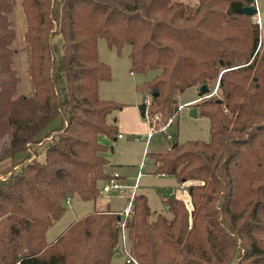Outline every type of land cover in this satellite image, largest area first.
<instances>
[{
	"label": "trees",
	"instance_id": "1",
	"mask_svg": "<svg viewBox=\"0 0 264 264\" xmlns=\"http://www.w3.org/2000/svg\"><path fill=\"white\" fill-rule=\"evenodd\" d=\"M21 5L25 93L13 65V0H0V133H10L0 161L13 159L0 178V264H114L117 211L94 210L46 239L68 199L96 200L109 178L99 135L118 134L107 118L125 104L100 97L112 69L99 58V38L118 53L130 45L131 72H155L139 89L164 121L177 115L186 89H210L197 103L210 140L179 143L174 134L167 152L151 154L157 173L197 182L192 208L169 197V214L150 220L147 196L136 194L126 224L130 261L122 264H264V53L255 55L262 31L244 11L255 0Z\"/></svg>",
	"mask_w": 264,
	"mask_h": 264
},
{
	"label": "rangeland",
	"instance_id": "2",
	"mask_svg": "<svg viewBox=\"0 0 264 264\" xmlns=\"http://www.w3.org/2000/svg\"><path fill=\"white\" fill-rule=\"evenodd\" d=\"M182 1L195 4L198 3L199 0ZM255 6L258 8V13L253 16V22L256 23L262 31L261 39L255 52V55L257 54L259 58L264 53V0H255ZM10 18L16 30L13 65L17 69L20 76L18 90L20 93H25L30 91V79L27 74V52L24 50L25 17L21 0H13V9L10 13ZM98 51L99 58L101 60H103L101 57L108 59L110 62L107 61L106 63L109 64L112 69L111 80L101 82V96H107L108 99H116L129 104L139 102L138 104L142 105L146 95L150 92L141 91L139 88L146 81L152 79L155 72H130V60L128 57L130 45H125L121 52L118 53L116 49H112L108 46L105 38H99ZM218 84L219 79L215 84V89L218 87ZM105 87L108 92L105 91ZM198 97L199 93L194 87L186 89L178 97L180 110L177 112V117H174L168 132L173 135L175 134V140L179 143H184L188 140H202L208 142L211 138L210 120L208 117L201 114L199 106L197 105L201 99L197 100ZM193 109H197L196 117L191 115V111ZM149 111L150 116L152 117H156V115H158L157 123L159 126H164L169 120H171L169 119L168 121H164L161 113L151 114V109H149ZM149 135L150 134H140L137 137L135 136L136 138L131 137V135H127L125 141H119L116 145L112 144L117 152L116 155L113 154V159H119L126 162L115 168L113 173L117 172L124 178L122 184L125 187H132L136 183L138 169L142 166L143 175L139 181V186L141 185V187L137 189V191L139 190V192H143L147 195L148 203L152 211L150 220H153L157 214L156 211L169 214V211L164 204L166 199L169 197L180 198L178 197L180 195L185 198L182 194H186L187 190L189 192V186L197 182L187 181L188 183H186L188 185L184 183V185H182L173 175L157 173V166L155 165V160L151 154L157 152H167L170 149L171 140L166 131H157L152 133L150 136ZM102 139H105L106 142L111 141V138L106 134L100 135V141H102ZM9 140L10 133H0V147ZM147 152L148 155H146ZM107 154H112L110 149ZM39 159L42 161L45 160L44 151H42ZM12 162V158H6L0 161V178H3L2 175L10 168ZM104 184L105 183H102L100 185L101 192L103 197L111 202V208H121V210H124L125 207L129 205V199L126 195H124V193L130 191V189L124 188L120 189L121 191L117 190L109 193H103ZM121 195L124 196L121 197ZM95 206L96 205L93 200H83L79 197L71 198L69 203H66L65 213L47 230V241L52 242L57 239L58 236L74 220L96 210ZM96 208L98 207L96 206ZM191 208L192 205L190 197L189 209ZM124 258L123 256H114L112 262L114 264H121L122 262L124 263Z\"/></svg>",
	"mask_w": 264,
	"mask_h": 264
},
{
	"label": "crops",
	"instance_id": "3",
	"mask_svg": "<svg viewBox=\"0 0 264 264\" xmlns=\"http://www.w3.org/2000/svg\"><path fill=\"white\" fill-rule=\"evenodd\" d=\"M128 57H129V55H128ZM101 58L103 59L102 61H104V62H107V61L110 62L106 58L105 59L103 57H101ZM129 60H130V57H129ZM130 67H131V60H130ZM99 87H100V90H99L100 97L102 99L103 98L104 99L105 98L108 99L107 96L106 97H102L101 96V90H102V84L101 83H100V86ZM194 88H196L197 91H198V93H199V88H197L195 86H194ZM105 91H107L106 87H105ZM106 95H108V94H106ZM201 97L202 96L199 93V97L197 98V100L201 99ZM110 100H113V99H110ZM116 101H118V100H116ZM119 102H122V101H119ZM122 103H124L125 106L122 109H120V110L113 111L108 116V118H107L108 119V122L115 123L116 124V126L118 127V134L114 138H111V141L110 142H106L105 139L104 140L102 139V141H100V142H102L103 144H105L108 147V150L110 149L111 152H112V154H107L108 153V150H107V152L105 153V156L108 159V164L106 165V168H105L106 169V173H107L108 176H110L113 173V170L115 168H117L118 166L126 163L123 160L113 159V156L116 155L117 152L115 150V147L112 144L116 145L119 141H125V138H126L127 135H131V137H135V136L137 137L140 134L147 135L149 133V130H150L149 123L142 116V109H141L140 105L138 104L139 102H136V103H133V104L132 103L129 104V103H126V102H122ZM179 110H180V108H178V111ZM176 117H177V115L175 116V118ZM166 133L168 135V131ZM119 134H122L123 137L120 138L118 136ZM100 135H99V140H100ZM109 144H111V145H109ZM170 147H171V145H170ZM146 155H148V152L146 153ZM155 163H156V161H155ZM155 165L157 166V163ZM142 171H143V168L141 166L138 169V173L141 172V177L143 175V172ZM138 173H137V177H138ZM141 177L139 178V181H140ZM136 180H137V178H136ZM105 181L106 180L101 181L99 185H101L102 183H105ZM183 183L186 184V185H188L187 184L188 182L187 183L186 182H183ZM183 183H181V184L184 185ZM140 187H141V185L140 186L138 185V188L137 189H139ZM124 188H129L130 189V191H127V192L124 193V195H126V197L129 199L130 196H131V193L133 192V186L132 187H124ZM124 188H122V189H124ZM137 189L135 190L136 194H145L143 192H139V190L137 191ZM124 195H121V197L124 196ZM182 195H184L185 198H183L181 195L178 196V197L182 198V200L185 201L186 204L189 207L190 196H189L188 190H187L186 194H182ZM104 198L105 197H103V195H102L101 186H100V194H99V197L96 200H93L94 203H95V205L98 207V208H96V206H95V209L96 210H100V211L112 210V211H117V212H121L122 211L121 208H116V209L115 208H111V202L108 201V199H106V198L104 199ZM164 204H165L166 207L168 206L167 205V199L165 200V203ZM167 209H169V208H167ZM156 213L158 214L160 212L156 211Z\"/></svg>",
	"mask_w": 264,
	"mask_h": 264
},
{
	"label": "built area",
	"instance_id": "4",
	"mask_svg": "<svg viewBox=\"0 0 264 264\" xmlns=\"http://www.w3.org/2000/svg\"><path fill=\"white\" fill-rule=\"evenodd\" d=\"M257 13H258V8H256ZM256 13V15H257ZM260 22V21H259ZM146 106V110H145V119H147V121L149 122V126H150V130L148 134H152L154 132L157 131H168L169 127L172 125L173 122V118H171V120H169L167 122L166 125L164 126H159L157 123V119H158V115H156V117H152L150 116V107L153 104V97L151 93H148L144 99V103ZM180 108V106H179ZM149 135V136H150ZM120 138L123 137L122 134L118 135ZM168 137L171 139L173 137V134L168 132ZM141 177V172L138 173V177L136 180L135 185H133V192L131 193V196L129 198V205L127 207H125L124 210H122L121 212H119L120 214V220H119V224H120V234H119V244L118 247L116 249L115 252V256H123L125 261H130L129 258V251H130V240H129V236H128V230H127V218L130 216L131 214V208H132V202L133 199L136 195L135 190L138 188L139 185V178ZM123 177L118 174L117 172L112 173L109 178L105 181V184L103 186V192L109 193V192H113V191H117L120 190L122 188H124L125 186L122 184L123 182ZM70 199H68L67 203H69Z\"/></svg>",
	"mask_w": 264,
	"mask_h": 264
},
{
	"label": "water",
	"instance_id": "5",
	"mask_svg": "<svg viewBox=\"0 0 264 264\" xmlns=\"http://www.w3.org/2000/svg\"><path fill=\"white\" fill-rule=\"evenodd\" d=\"M244 11L246 13H248L249 15H251L252 18L257 13V10H256V8L254 6H245L244 7ZM209 91H210V89H209L208 85H202L200 87V89H199V93H200L201 96L207 95L209 93ZM140 107L142 109V116L145 117V110H146L145 104L140 105ZM191 115L196 117L197 116V109H193L191 111ZM167 208H169V206H167Z\"/></svg>",
	"mask_w": 264,
	"mask_h": 264
},
{
	"label": "flooded vegetation",
	"instance_id": "6",
	"mask_svg": "<svg viewBox=\"0 0 264 264\" xmlns=\"http://www.w3.org/2000/svg\"><path fill=\"white\" fill-rule=\"evenodd\" d=\"M255 8H257L256 6H254Z\"/></svg>",
	"mask_w": 264,
	"mask_h": 264
}]
</instances>
